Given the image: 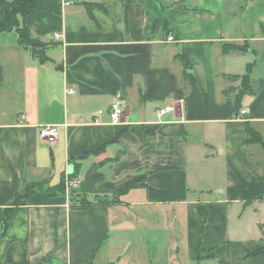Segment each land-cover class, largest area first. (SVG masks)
<instances>
[{"label": "crops", "instance_id": "1", "mask_svg": "<svg viewBox=\"0 0 264 264\" xmlns=\"http://www.w3.org/2000/svg\"><path fill=\"white\" fill-rule=\"evenodd\" d=\"M33 1L25 16L0 7V264H89L96 249L92 264H264L247 256L264 245V146L248 130L264 142V0ZM249 64L236 111L227 75ZM71 164L77 185L25 197L66 185Z\"/></svg>", "mask_w": 264, "mask_h": 264}, {"label": "trees", "instance_id": "2", "mask_svg": "<svg viewBox=\"0 0 264 264\" xmlns=\"http://www.w3.org/2000/svg\"><path fill=\"white\" fill-rule=\"evenodd\" d=\"M0 7L2 10V14L8 12L9 10L19 7L17 10L18 13H20L22 16H25L30 10H32L34 7H36V3L33 0H13V1H8V0H0ZM14 26L17 27V31L19 33V40L21 43H23L26 47L31 49V52L34 56L38 57L41 61H46V56L43 51V46L44 43L41 42L39 39L35 38L32 35V25L30 24H24L23 26H19V23L17 20L14 21L13 23ZM223 50L225 52H229L232 50L236 51H245L244 46H238V45H233V44H225L223 46ZM183 63L184 69H185V77L187 82L192 86L196 84L197 79L195 76L189 71L192 68V64L188 60L185 54L180 53L177 56ZM250 67L251 64L247 66V70L244 74L239 75V74H231L227 75V80L229 83L232 82H237L239 81V84L237 86H234L233 84H229L225 90L224 93L225 95H235L236 98V107L235 110H239L241 107V100L244 97V95L248 94L251 92V77H250ZM249 135L251 137H254L258 139V141L262 142V145L264 146V142L261 140V137L259 134H257L255 131H253L249 127ZM77 172L73 170L72 173L68 174L69 179H74L77 177ZM66 185H65V180H62L59 185H56L54 187H45L44 184H30L27 186L26 194L25 197L30 196L33 193L40 192L45 196H53L56 194H62L65 193ZM80 196H73L71 197V202L72 206L75 208H86L89 207L92 203H109L113 202L115 200L116 195H114L112 198L103 196V197H97L95 201H90L86 197H80ZM7 228V220L6 217L3 220V227H2V232H4ZM259 228L262 233V240H264V224L261 223L259 224ZM98 249H96L92 255L89 264H92V260L94 259V256ZM264 254V245L263 246H257L253 251L248 253V257L252 256H258Z\"/></svg>", "mask_w": 264, "mask_h": 264}, {"label": "built area", "instance_id": "3", "mask_svg": "<svg viewBox=\"0 0 264 264\" xmlns=\"http://www.w3.org/2000/svg\"><path fill=\"white\" fill-rule=\"evenodd\" d=\"M70 3H71L70 0L66 1V4H70ZM54 36L56 38L60 37V35L56 34V33L54 34ZM175 39L176 38H175L174 35H169L168 36V40L169 41H175ZM70 92H73V90L71 89ZM172 110H173V107L170 106V105L159 107L157 109V116L160 119L165 114H167L168 112H170ZM103 112H104L103 110H99L100 114L103 113ZM108 113H109V116H110L111 123H113V124H121L123 122V116H124V113H125V108L123 106V103L118 101V100L113 101V103L110 106V109H109ZM245 113H246V110H241V114H245ZM95 121L98 122L97 119H95ZM57 134H58V129H57L56 126L46 125V126H42L40 128V137L43 140H47L49 142H53L56 139ZM78 180H79V177H76L74 179H69L67 177V179H66V188H71V187L77 185Z\"/></svg>", "mask_w": 264, "mask_h": 264}, {"label": "water", "instance_id": "4", "mask_svg": "<svg viewBox=\"0 0 264 264\" xmlns=\"http://www.w3.org/2000/svg\"><path fill=\"white\" fill-rule=\"evenodd\" d=\"M73 167H74V164H71V165L69 166V174L73 172Z\"/></svg>", "mask_w": 264, "mask_h": 264}, {"label": "rangeland", "instance_id": "5", "mask_svg": "<svg viewBox=\"0 0 264 264\" xmlns=\"http://www.w3.org/2000/svg\"><path fill=\"white\" fill-rule=\"evenodd\" d=\"M46 187V186H45ZM112 198V197H111Z\"/></svg>", "mask_w": 264, "mask_h": 264}]
</instances>
